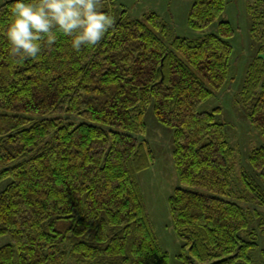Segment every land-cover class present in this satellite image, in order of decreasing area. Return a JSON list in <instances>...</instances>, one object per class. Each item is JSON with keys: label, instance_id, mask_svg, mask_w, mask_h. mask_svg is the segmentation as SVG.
I'll return each instance as SVG.
<instances>
[{"label": "trees", "instance_id": "obj_1", "mask_svg": "<svg viewBox=\"0 0 264 264\" xmlns=\"http://www.w3.org/2000/svg\"><path fill=\"white\" fill-rule=\"evenodd\" d=\"M15 2L0 6V237L10 239L0 264H167L136 179L154 161L135 137L150 108L172 130L178 187L168 205L182 264H256L264 217L234 191L237 152L219 109L198 110L229 81L231 25L201 40L173 38L155 14L130 20L102 0L115 23L98 45L76 52L57 32L51 48L17 62L2 34ZM224 8L194 0L188 26L204 30ZM247 9L259 47L239 98L264 140V0ZM248 164L258 181L243 173V191L264 208V146Z\"/></svg>", "mask_w": 264, "mask_h": 264}, {"label": "rangeland", "instance_id": "obj_2", "mask_svg": "<svg viewBox=\"0 0 264 264\" xmlns=\"http://www.w3.org/2000/svg\"><path fill=\"white\" fill-rule=\"evenodd\" d=\"M10 0H0V6ZM255 0H225L222 17L204 30H194L188 26V15L194 0H110L115 14L122 10L130 20H145L150 14L158 16L162 25L170 30L173 38L201 40L207 35L219 34L221 21L228 22L233 29L229 39L232 46L230 77L225 87L203 102L198 110L210 113L215 109L216 119L225 125L229 144L237 152V162L233 177L234 191L251 213L264 217V208L249 200L243 191L241 178L243 173L258 181L256 174L248 164L252 149L264 146V140L256 128L250 125L240 104L239 91L243 85L247 68L257 54L259 45L250 33L248 5ZM264 56V54H262ZM145 132L135 135L145 140L153 155V164L136 176L144 201L147 215L161 250L167 254V264H182L180 259L182 242L178 238L171 221L168 198L178 187V179L172 161V130L159 124L154 118L152 108L144 116ZM4 184L0 185V189ZM256 226L258 220L256 219ZM258 230V229H256ZM258 234V233H257ZM10 243L8 236L0 237V247ZM259 250L253 254L256 264L262 261L260 251L264 249V236L258 234Z\"/></svg>", "mask_w": 264, "mask_h": 264}, {"label": "clouds", "instance_id": "obj_3", "mask_svg": "<svg viewBox=\"0 0 264 264\" xmlns=\"http://www.w3.org/2000/svg\"><path fill=\"white\" fill-rule=\"evenodd\" d=\"M102 0H16L3 31L9 54L17 62L35 59L57 40V32L71 37V47H94L114 26V17L101 10Z\"/></svg>", "mask_w": 264, "mask_h": 264}]
</instances>
